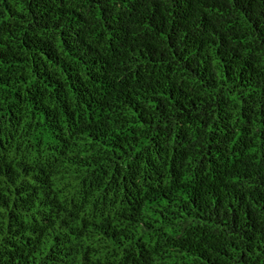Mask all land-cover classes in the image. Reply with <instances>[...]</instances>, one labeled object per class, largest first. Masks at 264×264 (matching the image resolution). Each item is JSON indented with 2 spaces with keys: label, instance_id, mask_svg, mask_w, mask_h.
Returning <instances> with one entry per match:
<instances>
[{
  "label": "trees",
  "instance_id": "1",
  "mask_svg": "<svg viewBox=\"0 0 264 264\" xmlns=\"http://www.w3.org/2000/svg\"><path fill=\"white\" fill-rule=\"evenodd\" d=\"M0 264H264V0H0Z\"/></svg>",
  "mask_w": 264,
  "mask_h": 264
}]
</instances>
